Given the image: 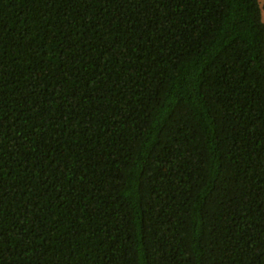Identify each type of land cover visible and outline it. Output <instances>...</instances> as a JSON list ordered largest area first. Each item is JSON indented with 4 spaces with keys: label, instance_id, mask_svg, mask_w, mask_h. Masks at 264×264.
<instances>
[{
    "label": "trees",
    "instance_id": "obj_1",
    "mask_svg": "<svg viewBox=\"0 0 264 264\" xmlns=\"http://www.w3.org/2000/svg\"><path fill=\"white\" fill-rule=\"evenodd\" d=\"M262 11L0 0V264H264Z\"/></svg>",
    "mask_w": 264,
    "mask_h": 264
},
{
    "label": "rangeland",
    "instance_id": "obj_2",
    "mask_svg": "<svg viewBox=\"0 0 264 264\" xmlns=\"http://www.w3.org/2000/svg\"><path fill=\"white\" fill-rule=\"evenodd\" d=\"M259 2H260V4H262L263 2H264V0H259ZM262 19H263V21H264V11H262Z\"/></svg>",
    "mask_w": 264,
    "mask_h": 264
},
{
    "label": "crops",
    "instance_id": "obj_3",
    "mask_svg": "<svg viewBox=\"0 0 264 264\" xmlns=\"http://www.w3.org/2000/svg\"><path fill=\"white\" fill-rule=\"evenodd\" d=\"M263 16V15H262Z\"/></svg>",
    "mask_w": 264,
    "mask_h": 264
}]
</instances>
